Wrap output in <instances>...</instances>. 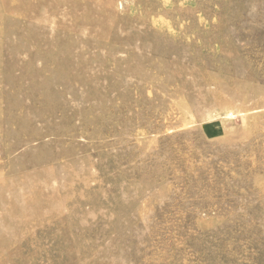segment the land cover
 Returning a JSON list of instances; mask_svg holds the SVG:
<instances>
[{
    "label": "rangeland",
    "instance_id": "obj_1",
    "mask_svg": "<svg viewBox=\"0 0 264 264\" xmlns=\"http://www.w3.org/2000/svg\"><path fill=\"white\" fill-rule=\"evenodd\" d=\"M0 264H264V0H0Z\"/></svg>",
    "mask_w": 264,
    "mask_h": 264
}]
</instances>
